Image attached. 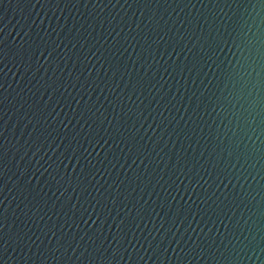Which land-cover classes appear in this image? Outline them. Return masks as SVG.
Masks as SVG:
<instances>
[{
  "label": "water",
  "instance_id": "water-1",
  "mask_svg": "<svg viewBox=\"0 0 264 264\" xmlns=\"http://www.w3.org/2000/svg\"><path fill=\"white\" fill-rule=\"evenodd\" d=\"M0 264H264V0H0Z\"/></svg>",
  "mask_w": 264,
  "mask_h": 264
}]
</instances>
